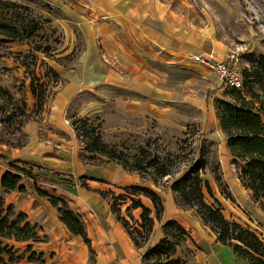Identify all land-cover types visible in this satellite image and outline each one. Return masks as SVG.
Here are the masks:
<instances>
[{
  "label": "crops",
  "instance_id": "obj_1",
  "mask_svg": "<svg viewBox=\"0 0 264 264\" xmlns=\"http://www.w3.org/2000/svg\"><path fill=\"white\" fill-rule=\"evenodd\" d=\"M73 1L69 17L72 27L65 48L72 52L76 49L74 58L69 65H56L62 84L53 96L48 95V103L41 112L42 122L32 118L26 123L27 142L19 147L8 146L13 148L14 159L28 162L35 168L32 170L36 176H46L55 182L51 193L66 198L85 223L98 258L94 264H143L141 254L160 241L162 225L172 217L195 228L189 232L186 243L192 250L193 264L246 262L229 253L227 245L218 242L212 230L208 234L200 226L198 216L199 220H192L186 214L188 210L179 207L172 197L165 198L163 219L156 221L147 246L137 248L112 212L110 199L103 197L101 191L150 183L138 172L104 157L97 165L83 162L80 153L84 146L70 121L107 112L155 117L177 124L197 110L207 116L206 125L218 127L226 136L216 115L215 102V98L228 100L222 92L226 86L208 66L194 58L213 56L221 61L229 58V47L217 38L216 27L193 24L187 11L174 5L175 0ZM204 1L213 7L226 2ZM260 3L264 10V0ZM43 126L46 130L40 135ZM220 144L229 163L233 157L227 139ZM0 150L8 151L3 146ZM10 162L5 161L7 169ZM80 177H84L86 184ZM234 180L236 187L242 186L239 178ZM0 188L5 189L1 185ZM40 198L42 205L31 207L29 214L32 220L41 223L48 236L42 252L50 253L51 264H91L90 249L84 239L61 221L58 208L47 198ZM141 199L153 209L150 198L141 196ZM131 212L136 215L141 208ZM179 254L185 255L182 248Z\"/></svg>",
  "mask_w": 264,
  "mask_h": 264
},
{
  "label": "rangeland",
  "instance_id": "obj_2",
  "mask_svg": "<svg viewBox=\"0 0 264 264\" xmlns=\"http://www.w3.org/2000/svg\"><path fill=\"white\" fill-rule=\"evenodd\" d=\"M4 2L15 3L17 6L3 5ZM2 3H0V18L21 28L24 35L23 39L14 40L0 34V148L3 146L5 150H8L6 152L0 150V172L4 173L7 170L6 160L34 168L28 162L14 159L13 148H8V146L19 147L15 145L27 142L26 123L29 120L23 127L20 126L25 121V117L19 108L25 109L27 113L33 112L31 118L40 119L38 122H42L44 115L42 116V111L36 112L37 101L33 89L36 88L39 92L48 90L45 98V103H48V95L53 96L62 84L56 65H69L76 49L72 52L65 48L68 46L66 45L68 30L72 27V20L69 17L72 12V3L74 4L73 0H2ZM175 4L178 8L182 7L187 11L193 24L201 26L209 24L216 27L217 38L229 47L228 54H238L242 74L245 69L253 68L259 56L264 54V10L261 8L260 0H226V2L215 4V7L204 0H185L184 2L175 0ZM209 15L215 17L211 18ZM212 72L221 80L216 72ZM224 85L223 87H226L222 89V92L228 100H231V93L235 88ZM254 88L264 95L260 85H254ZM247 91L244 89L245 93ZM208 96L213 97V95ZM217 100L215 98L216 103ZM188 118L174 124L155 117L96 113L88 118L86 129L90 131L89 135L84 137L81 131L78 134L82 143L88 141V137H99L100 141L105 143L103 149L122 160H129L131 163L136 158L150 160L152 165H147L145 168L146 180L150 183L147 185L161 193L164 198L172 197L176 200V194L171 189L173 182L188 169V166L199 161L203 162L201 176L210 186V189L203 186L206 201L216 203L218 200L227 219L239 222L264 239V208L262 207L264 198L256 200L252 191L244 189L241 180L242 186H235L234 179L239 178L242 163L235 162L234 159L228 163L229 160L223 155L220 142L227 137L218 127L206 125L207 116L201 115L200 111L195 110L193 114H189ZM73 120H70L71 123ZM45 130L43 126L39 130L40 135L44 134ZM80 155L83 162L93 165H97L102 160V155L89 153L85 149ZM159 166H163L170 174L160 178ZM79 180L84 182V177H80ZM21 184L25 186V192L18 190L11 192L0 188V197L4 198L6 206H13L16 214L19 212L27 214V220L31 223L36 237L26 241L0 238L2 245L7 247L8 252L15 255L19 264H51L50 253L42 252L43 242L48 241V236L44 234L41 223L32 220V214L29 213H31V207L42 205L40 201L42 198L33 188V184H37L42 189L48 188L47 190L51 193L54 192L55 182L46 176L39 175L34 179L24 177ZM167 185L170 189L165 195L164 189ZM113 192L124 194L126 191L122 187ZM106 198L110 199V197ZM128 203L131 204L130 197L123 201L124 207L121 205V214L131 223L140 221L141 213L133 215L131 212L133 209L127 210ZM114 214L116 216V213ZM186 214L192 220L200 218L196 208L188 209ZM171 219L185 224L180 219L174 217ZM199 222L208 234L212 233L210 228H206L201 223L202 220ZM187 229L192 233L195 228L189 226ZM90 241L91 247L86 243L90 249L88 261L94 264L98 258L91 238ZM200 247L205 250L204 247ZM226 250L229 253L232 252L235 257L244 259L236 256L230 246H226ZM34 254L35 259L30 261V257ZM3 256L9 258L7 253ZM244 260L246 262L238 261V263L250 264L246 259Z\"/></svg>",
  "mask_w": 264,
  "mask_h": 264
},
{
  "label": "trees",
  "instance_id": "obj_3",
  "mask_svg": "<svg viewBox=\"0 0 264 264\" xmlns=\"http://www.w3.org/2000/svg\"><path fill=\"white\" fill-rule=\"evenodd\" d=\"M2 3V0H0ZM3 5L17 6L15 3L4 2ZM28 29V27H25ZM36 31V30H35ZM33 33V32H32ZM0 34L10 39L20 40L24 38L21 28L11 24L8 20L0 18ZM34 35V34H32ZM244 86L242 89L232 91L231 100L218 99L216 103V115L220 121L221 128L227 137V147L235 162H241V174L239 176L244 187L253 193L256 200L264 198V95L254 88L260 85L264 90V54H261L255 66L245 69L243 72ZM247 89V93L244 92ZM47 91L42 92L33 89L36 97V112L43 110ZM25 121L32 119V113H27L25 109L19 108ZM88 117H79L72 121L77 131L88 136L90 131L87 128ZM88 141H83L84 149L89 153L100 154L110 161L121 164L129 171L138 172L143 178H147L145 168L152 165L150 160L136 158L133 163L129 160H122L117 156H112L103 148L105 143L99 137H88ZM25 142L16 144L22 146ZM203 162L199 161L188 166L181 176L175 180L171 189L176 194V203L184 209L196 208L204 225L208 226L216 235L217 241L230 246L236 256L246 259L250 264H264V239L258 234L244 227L237 221L229 220L225 217L222 207L216 203H208L205 199L203 186H210L207 180L201 176ZM161 171L159 177L170 174L163 166H159ZM24 177L37 178L31 168L25 165H18L15 162L8 164V169L0 175V184L6 190L25 191V186L21 184ZM40 196L47 197L52 205L58 208L60 219L66 224L69 230L81 236L91 247L86 226L82 218L71 208L66 198L58 194H52L46 189L34 186ZM124 194H115L113 191H101L104 197H110L111 209L116 213L117 219L123 224L127 232L133 239L137 248L146 246L152 236L156 221L163 219L165 211V198L161 193L151 186L132 184L124 186ZM170 186L167 185L164 193H167ZM145 196L151 199L153 209L146 206L141 199ZM130 197L131 204L128 211L134 208H142L140 221L131 223L121 214L123 201ZM264 208V204L262 206ZM28 216L24 212L16 214L12 205L6 206L4 198L0 197V238H9L16 241H26L35 238V232ZM163 237L155 245H149L141 254L143 264H193L191 261L192 250L186 246L190 239L189 232L177 221L167 220L162 225ZM0 239V264H19L12 252H8L7 247H3ZM185 255L179 254L180 249ZM93 253V250H91ZM4 253L9 258L3 256ZM35 259V254L30 257V261Z\"/></svg>",
  "mask_w": 264,
  "mask_h": 264
},
{
  "label": "built area",
  "instance_id": "obj_4",
  "mask_svg": "<svg viewBox=\"0 0 264 264\" xmlns=\"http://www.w3.org/2000/svg\"><path fill=\"white\" fill-rule=\"evenodd\" d=\"M194 58L216 72L225 85L232 86L235 89L243 88V74L240 70V58L237 53L230 54L229 58L224 61L215 60L213 56H195Z\"/></svg>",
  "mask_w": 264,
  "mask_h": 264
}]
</instances>
